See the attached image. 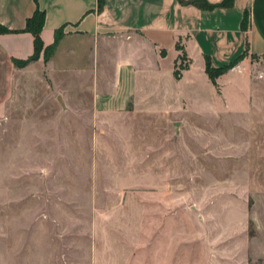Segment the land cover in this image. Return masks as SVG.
I'll return each mask as SVG.
<instances>
[{"label":"rangeland","instance_id":"obj_1","mask_svg":"<svg viewBox=\"0 0 264 264\" xmlns=\"http://www.w3.org/2000/svg\"><path fill=\"white\" fill-rule=\"evenodd\" d=\"M78 48L59 33L16 64L0 124V264H90L94 252L118 263L162 249L176 264V230L212 235L223 264H264V56H248L240 72L249 109L234 99L218 122L198 125L176 175L167 145L128 152L118 129L91 124ZM178 251L180 264L218 263L200 243Z\"/></svg>","mask_w":264,"mask_h":264},{"label":"crops","instance_id":"obj_2","mask_svg":"<svg viewBox=\"0 0 264 264\" xmlns=\"http://www.w3.org/2000/svg\"><path fill=\"white\" fill-rule=\"evenodd\" d=\"M206 1L215 5L222 0ZM36 10L44 14V48L54 44L60 29L68 39L77 38V69L88 81L82 90L88 100L79 105L88 103L91 124L118 129L125 140L116 142L134 145L128 152L147 153L167 145L163 153L176 160V175L198 141L194 129L213 118L218 122L234 99L236 110L244 114L249 109L248 80L240 72L248 56H264V0H233L229 7L212 10L178 0H104L100 11L98 0H0V26L9 31L0 33V124L21 73L15 61L33 55V36L21 31ZM244 52L234 68L216 79L215 87L206 74V60L221 68ZM161 174L166 172L156 173ZM179 218L176 212V222ZM210 239L207 233L187 236L176 230V264L178 249L195 243L223 264L228 254L215 250ZM172 251L126 254L118 263H111L110 255L99 262L94 252L90 264H169Z\"/></svg>","mask_w":264,"mask_h":264},{"label":"trees","instance_id":"obj_3","mask_svg":"<svg viewBox=\"0 0 264 264\" xmlns=\"http://www.w3.org/2000/svg\"><path fill=\"white\" fill-rule=\"evenodd\" d=\"M178 1L182 4L193 5L202 10H212L216 7H229L232 5L233 2V0H222L220 3L213 5L208 3L206 0H189V1L178 0ZM103 3L104 0H98V11L102 9ZM43 19H44V14L39 10H36L32 15V17L26 21L25 29L21 32H28L33 36V55L24 61H15V64L26 65L29 62L35 61L38 58L39 54L42 52V50H44V46L40 38V32L43 26ZM247 22H248V15L247 13H245L242 21L243 30H246ZM0 33H9V31L4 27L0 26ZM59 33H62V29L56 31L54 42H56ZM176 48H178V50H181L179 46H176ZM246 54L247 53L244 52V54L241 57H239L237 60L221 68H213L209 63V61L206 60L205 71L212 84L215 87H217L216 79L219 76L231 70L232 68H234L237 65V63L246 56ZM175 77L176 78L180 77L179 71H176Z\"/></svg>","mask_w":264,"mask_h":264}]
</instances>
